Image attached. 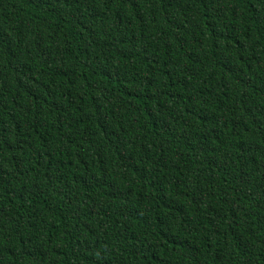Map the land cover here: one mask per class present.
<instances>
[{"label":"trees","instance_id":"16d2710c","mask_svg":"<svg viewBox=\"0 0 264 264\" xmlns=\"http://www.w3.org/2000/svg\"><path fill=\"white\" fill-rule=\"evenodd\" d=\"M0 264H264V0H0Z\"/></svg>","mask_w":264,"mask_h":264}]
</instances>
